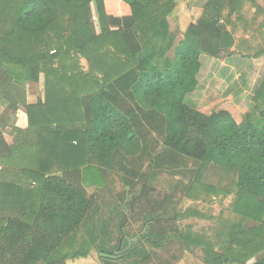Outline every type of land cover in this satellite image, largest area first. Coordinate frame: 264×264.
<instances>
[{
  "label": "trees",
  "instance_id": "16d2710c",
  "mask_svg": "<svg viewBox=\"0 0 264 264\" xmlns=\"http://www.w3.org/2000/svg\"><path fill=\"white\" fill-rule=\"evenodd\" d=\"M246 2L195 0L202 18L178 41L168 22L176 0H0V96L10 115L22 107L29 117L12 145L4 138L10 117L0 126V165L15 173L0 182V264H66L91 249L113 253L131 223L142 229L129 236L127 264H175L198 247L195 240H212L181 229L179 214L161 218L169 196L149 187L120 194L107 218L87 195L85 185L101 183L100 171L111 170L117 154L142 152L140 121L110 89L128 74L138 107L162 116L169 168L182 169L179 159L199 163L188 197L233 196L240 219L214 240H264V51L232 52L225 24L241 19ZM40 73L47 99L29 106L24 87ZM81 97L88 123L75 110ZM248 264H264V254Z\"/></svg>",
  "mask_w": 264,
  "mask_h": 264
},
{
  "label": "crops",
  "instance_id": "0c3cea01",
  "mask_svg": "<svg viewBox=\"0 0 264 264\" xmlns=\"http://www.w3.org/2000/svg\"><path fill=\"white\" fill-rule=\"evenodd\" d=\"M194 1L195 0H176V7L168 16L170 31L177 37L178 41L184 39L190 25L197 24L202 18L203 10L192 7ZM262 1L263 0H249V2H246L247 4L245 3V8L241 13L242 17H245L243 18V26L245 28L242 27L244 37L250 39V46H259V50L257 49V51H255L256 53H262V51H264V41L262 39L258 43L254 41V36H258L256 33L248 31V28L255 23L256 19L254 18L255 20H251L250 17H247V15L245 16L243 13L249 8H255L256 12L254 11L253 13H257L262 17H257L256 22H258V26L256 29L258 31L261 30L260 35L264 39V5H262ZM251 16L253 17V14ZM236 42L237 41H235L232 52L236 51ZM246 48H251L249 47V43ZM245 52H250V49L248 51L245 50ZM81 65L84 70L87 71L88 65L85 59L81 60ZM120 80H122L120 86L122 84L124 85L125 82L128 83V86H124L121 90V87L116 84L114 85L115 87L113 86L110 89H116V91H118V93L114 95L116 103L130 114L129 117L131 119L136 118L140 121L139 131L141 130L140 132L143 133V139L141 137L142 152L136 158H128L121 154H117L113 161L112 169L100 171L102 175L101 183L91 184V186L88 184L85 185L87 195L97 198L104 217H109L110 211L121 205L119 195L122 193H126L127 196H129L130 193L139 192L143 187H149L156 191L163 190L165 195L169 196V200L160 213V217L163 219H172L179 214L178 225L181 229L195 235H202L212 239L195 240L198 247L193 248L191 252L185 251L180 260L175 264H227V260L238 261L233 264H244L243 262L248 264L256 257L264 254V240H226V238L214 240L217 237L216 229L221 233L222 231L219 230L225 223L226 225L236 223L240 219V216L234 213L232 209L231 216L228 218H226V212L223 210H219L216 214L211 213L207 205L210 202L211 196L209 195L200 196L197 192L193 194L192 198L188 197V191L195 180L196 169L199 163L189 159H179V163L183 165L182 169L174 171L169 168L170 157H168L169 151H167L164 146L165 135L162 131V116L159 118L157 115L147 114V111H142V109L138 107L130 90V81L133 80L131 75H125ZM21 98H23L29 106H37L38 103L44 104L46 102V78L44 73L39 74L37 81L28 82L26 84L24 87V94ZM0 100V126L10 117L4 130V138L9 145H12L16 131H27L29 129V117L22 107L10 115L11 109L9 103L3 99V96H0ZM86 100V97H81L79 101L80 105H78L80 107L77 108L78 106H76L75 110L81 109L83 112L81 114H84V120L88 123L90 118ZM71 110H73V108H71ZM146 118L152 120V122L147 124ZM78 124L81 126V123ZM157 124H159L160 127H158ZM3 168V165H0V182H11L15 173L9 170L4 171ZM163 177H170L173 179L172 181L175 182H173V185L169 186L167 184L168 180ZM219 198L221 199L224 197L219 196ZM229 198L233 201L232 196H229ZM211 199L214 202L217 200V197L212 196ZM224 199L227 200L228 197ZM210 204L212 205L213 203ZM128 216H130V214ZM216 220L219 226L213 227L211 235L197 231L194 226V224L205 223V221L215 222ZM131 224L123 230L125 233L124 236L116 240H120V242L123 240L127 244L133 242V240L128 241L130 239L129 236H127V231ZM245 226H247V223ZM225 234L226 232H224L223 236H226ZM76 240H80L79 245H76L74 248V251L78 252L81 250L84 242L83 235L81 233L78 234ZM120 242L118 243L119 245ZM253 245H258L259 249L256 247L254 248ZM255 249L260 250L261 253H255ZM66 251L70 256L73 255L71 254L73 250L71 251V249L67 248ZM160 255L162 258L170 259L165 252H161ZM220 257L222 258L220 259ZM102 260V255L95 249H91L87 257L69 259L66 264H103Z\"/></svg>",
  "mask_w": 264,
  "mask_h": 264
},
{
  "label": "rangeland",
  "instance_id": "374dc122",
  "mask_svg": "<svg viewBox=\"0 0 264 264\" xmlns=\"http://www.w3.org/2000/svg\"><path fill=\"white\" fill-rule=\"evenodd\" d=\"M263 3H262V5H264V0L262 1ZM252 9V10H251ZM256 12V10H255V8H249L248 10H245L244 11V15L246 16L247 15V17H250V19L252 20H257V17L259 16L260 18H262L260 15H258L257 13H253V12ZM253 14V17L251 16ZM243 18H245V17H242L241 19L239 18V15H234L233 17H232V19H231V21H232V23H233V25L231 26L230 24L228 25L226 22H225V24H226V27H227V30L228 31H233V34H234V38H235V41H237L236 42V51H234V53H241V54H255L256 52L255 51H257V49H258V47L259 46H256V45H252V46H250V39H247L246 37H244V33H243V31H242V27H244L243 26ZM255 18V19H254ZM69 18H67V17H64L63 18V22L64 23H66L67 24V22H71V18L68 20ZM224 20V19H223ZM256 20H255V23L252 25V26H249V28H248V31H252L253 33H256L257 34V36L258 37H256V36H254V38H252V39H254V41H256L257 43L258 42H260L261 41V39L264 41V39L262 38V36L260 35V33H261V30H257L256 29V27L258 26V22H256ZM250 21V20H249ZM245 28V27H244ZM243 28V29H244ZM244 31H246V30H244ZM248 43H249V47H251V48H246V46L248 45ZM253 43H255V42H253ZM252 43V44H253ZM233 49V48H232ZM250 49V52H245V50L246 51H248ZM259 50V49H258ZM232 51V50H231ZM172 56V55H171ZM189 160H191V159H189ZM176 165H179V164H176ZM176 167V166H175ZM222 175L220 174V173H217V174H215V177H211L210 178V181L212 180V182L213 183H218L219 182V180H220V177H221ZM163 178H166V177H163ZM167 180H168V185L169 186H171V185H173V182H175V181H172L173 179H171L170 177H167L166 178ZM163 181H165V180H163ZM161 183V182H160ZM222 183H223V181H222ZM163 186H165V185H163ZM155 193V194H154ZM152 195H157V194H159L160 196H164L165 195V193L163 192V190H159V191H156L155 190V192H154ZM123 194V193H122ZM156 199H157V197H156ZM232 199H233V196H232ZM185 201V200H184ZM231 198H229L228 197V199L227 200H225L224 198H219V197H217V200L216 201H214L213 202V200L211 199V197H210V202H209V204H207L208 206H209V208H208V210L211 212V213H213V214H216L217 212H219V210H223V211H225L226 212V218H228L229 216H231ZM210 203H213L212 205L210 204ZM183 207V206H182ZM219 218V217H218ZM235 221V220H234ZM218 225V222H217V220L214 222V221H205V223L204 222H202V223H199V224H194V226H195V228H196V230L197 231H201V232H205V233H207V234H212V232H213V227L215 228V226H217ZM142 225L141 224H138V223H133V224H131L130 225V227H129V229H128V231H127V233H128V236H130V235H134V234H138V235H140V231H141V229H142V227H141ZM219 226V225H218ZM216 232H217V234H220L218 231H217V229H216ZM115 237H117V231H116V236ZM114 241H116V240H114Z\"/></svg>",
  "mask_w": 264,
  "mask_h": 264
},
{
  "label": "water",
  "instance_id": "95a60500",
  "mask_svg": "<svg viewBox=\"0 0 264 264\" xmlns=\"http://www.w3.org/2000/svg\"><path fill=\"white\" fill-rule=\"evenodd\" d=\"M127 203V202H126ZM122 244V246L124 247V250L121 251H115L113 253H109V254H102L103 260L102 263L103 264H127L126 261L123 259V252L125 251V247H126V242L121 240L120 245ZM131 244H129V248L131 247Z\"/></svg>",
  "mask_w": 264,
  "mask_h": 264
},
{
  "label": "flooded vegetation",
  "instance_id": "af4514ba",
  "mask_svg": "<svg viewBox=\"0 0 264 264\" xmlns=\"http://www.w3.org/2000/svg\"><path fill=\"white\" fill-rule=\"evenodd\" d=\"M123 249H124V247L122 246V244L121 245H119V247H118V250L117 251H123Z\"/></svg>",
  "mask_w": 264,
  "mask_h": 264
}]
</instances>
